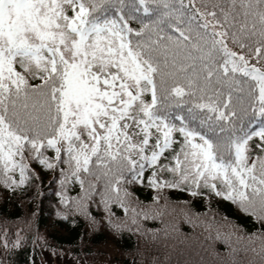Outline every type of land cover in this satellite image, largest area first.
Returning <instances> with one entry per match:
<instances>
[{"label":"snow or ice","instance_id":"obj_1","mask_svg":"<svg viewBox=\"0 0 264 264\" xmlns=\"http://www.w3.org/2000/svg\"><path fill=\"white\" fill-rule=\"evenodd\" d=\"M30 162L79 184L57 192L56 216L83 214L89 232L177 241L189 224L229 245L221 264H264V0H0V184L37 188ZM145 180L147 202L129 191ZM168 190L223 198L262 230L245 235ZM34 216L0 223V264L29 242L30 264L37 250L65 255ZM127 255L156 264L144 246Z\"/></svg>","mask_w":264,"mask_h":264},{"label":"trees","instance_id":"obj_2","mask_svg":"<svg viewBox=\"0 0 264 264\" xmlns=\"http://www.w3.org/2000/svg\"><path fill=\"white\" fill-rule=\"evenodd\" d=\"M180 0H177L179 4ZM199 3V0H196ZM192 0H185V7L190 8ZM260 126V118L257 117V123L253 127ZM51 150L45 153L48 155ZM54 155V153H51ZM63 167V165H61ZM29 168L36 174L37 188L24 187L23 191H14L11 188L0 184V223L5 219L11 223H15L17 219H22L25 214L34 212V223L38 226L51 242H54L58 248L65 252V257L74 260L77 254L89 261L90 258L109 259L116 264H132L133 257L127 255L129 250L135 249L138 246L147 248V258L149 261L154 257L156 264H221V261L227 262L232 253L226 251L229 245H226L223 240H206L205 236L201 235V229H193L189 224H181V236L177 241L171 239L165 240L163 237L156 241H137V237L131 234H124L112 238L109 230L106 227H99L94 232L88 231L89 221L80 213L69 212V219L65 220L62 217L56 216L58 207H64L60 204V197L57 192H61L66 196H77L80 193V186L77 182L70 181L66 188H61L60 177L58 171L56 173L43 169L37 162H30ZM147 172V170H146ZM18 179V173L16 174ZM87 187V182L85 184ZM129 191L134 195V199L147 202L150 201L153 195V190L145 184H132L129 186ZM168 196L173 203L188 202L193 211L196 213L207 212L209 218L212 217V212L208 211L209 207L219 214V217L230 220L233 224L238 225L245 230V235L249 232H259L261 229L260 223L256 222L249 213L238 212L236 206L230 201L223 198H216V201L211 205L205 203L199 197H190L189 194L180 190H168ZM97 201L99 197H96ZM92 216L99 219L103 216V208L97 207L95 204L89 209ZM113 211L118 215H123V210L118 209L113 205ZM75 219V223H73ZM148 226L159 228V221H149ZM187 237V238H185ZM83 241V243H82ZM43 252L35 253V264L38 262ZM67 253H71L68 255ZM32 255V244L29 242L26 246H22L16 250L10 259L13 264H30L29 257ZM52 255V253H51ZM249 253L243 250H237L235 257L239 261H244L248 258Z\"/></svg>","mask_w":264,"mask_h":264},{"label":"rangeland","instance_id":"obj_3","mask_svg":"<svg viewBox=\"0 0 264 264\" xmlns=\"http://www.w3.org/2000/svg\"><path fill=\"white\" fill-rule=\"evenodd\" d=\"M101 260H104L106 264H116L109 259H101ZM45 261L47 262V264H76V260L75 261L71 260L59 254L53 256L51 255L50 252H43L36 264H43V262ZM82 264H89V261L83 259Z\"/></svg>","mask_w":264,"mask_h":264}]
</instances>
